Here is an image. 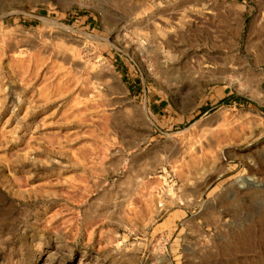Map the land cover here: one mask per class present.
<instances>
[{
    "label": "rangeland",
    "instance_id": "1",
    "mask_svg": "<svg viewBox=\"0 0 264 264\" xmlns=\"http://www.w3.org/2000/svg\"><path fill=\"white\" fill-rule=\"evenodd\" d=\"M0 264H264V0H0Z\"/></svg>",
    "mask_w": 264,
    "mask_h": 264
},
{
    "label": "bare ground",
    "instance_id": "2",
    "mask_svg": "<svg viewBox=\"0 0 264 264\" xmlns=\"http://www.w3.org/2000/svg\"><path fill=\"white\" fill-rule=\"evenodd\" d=\"M248 185H259L258 183H256L254 180H253V177L252 176H247L245 178H242L240 180V183H239V186L241 187H246Z\"/></svg>",
    "mask_w": 264,
    "mask_h": 264
}]
</instances>
